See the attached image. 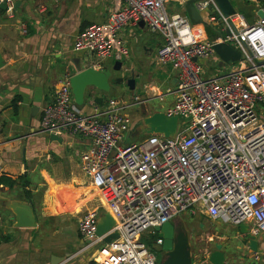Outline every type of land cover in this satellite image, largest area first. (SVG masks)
Returning <instances> with one entry per match:
<instances>
[{"label": "built area", "instance_id": "built-area-1", "mask_svg": "<svg viewBox=\"0 0 264 264\" xmlns=\"http://www.w3.org/2000/svg\"><path fill=\"white\" fill-rule=\"evenodd\" d=\"M0 2L13 17L17 0ZM173 2L184 11L193 4L202 23L219 21L224 35L198 39L194 27L201 24H192L186 13L168 12ZM254 13L257 20L249 23L235 7L232 14H224L214 0H122L105 22L91 23L75 36L73 48L93 55L91 66L99 68L107 58L128 57L119 31L142 21L162 38L156 63L170 65L178 80L174 103L164 111L177 116L172 137L153 133L124 143L132 125L128 105L116 99L103 105L92 101L86 112L74 102L69 76L57 83L51 102L42 109L43 131L88 140L79 155L80 168L106 196L114 220L107 233L97 236V210L78 219L85 240L81 250H92L97 264H156L157 253L148 239L160 246L163 239L154 228L184 212L235 227L245 223L253 235L264 231V115L255 110L264 107V3ZM215 43L239 52L237 66L203 77L201 61L213 56L221 65ZM110 233L118 236L105 242Z\"/></svg>", "mask_w": 264, "mask_h": 264}, {"label": "crops", "instance_id": "crops-1", "mask_svg": "<svg viewBox=\"0 0 264 264\" xmlns=\"http://www.w3.org/2000/svg\"><path fill=\"white\" fill-rule=\"evenodd\" d=\"M16 4L13 17L0 10V52L6 62L0 70V173L24 175L32 196H26L21 183L12 188L0 184V264H97L92 250H81L85 240L77 228L78 219L86 211L97 210L99 216L108 212L106 196L90 184L80 168L79 155L88 147V140L67 134L60 135V142L51 140V134L41 128V116L57 83L77 73L78 67L91 66L95 60L90 53L73 48L77 33L91 23L105 22L122 6V0H17ZM143 30L147 28L128 25L119 31V38L126 46L141 49L137 57L144 55L150 63H156L162 41L154 39L155 46L151 48L152 40L137 38ZM129 55L123 59L128 62L125 71L135 66ZM119 62L122 69L123 63ZM114 63L104 61L96 68L111 70L109 89L126 84L124 79L115 82L118 75L113 70ZM170 73L169 82L176 77L172 68ZM167 94L157 97L164 100ZM95 97L104 98L96 103ZM15 98L16 109L12 105ZM107 99V91L87 88L81 108L89 112L90 102L103 105ZM128 114L132 125L125 134L126 144L137 141L139 132V122ZM21 203L32 205L37 217L35 226H17L14 205ZM259 237L261 250L264 245L260 246ZM231 247L222 250L223 264H242L241 256L238 260L230 258L229 252H237ZM203 259L200 263L195 261L209 264L208 258ZM258 264H264V258Z\"/></svg>", "mask_w": 264, "mask_h": 264}, {"label": "water", "instance_id": "water-1", "mask_svg": "<svg viewBox=\"0 0 264 264\" xmlns=\"http://www.w3.org/2000/svg\"><path fill=\"white\" fill-rule=\"evenodd\" d=\"M196 0H192L194 2ZM224 14H232L234 7L230 0H214ZM18 6V4H16ZM0 10L6 11L7 5L4 2H0ZM186 13L192 24L202 23V19L197 11V8L193 4H189L186 7ZM260 17L263 16V11L259 10ZM141 26L144 23L140 22ZM215 53L220 58V64L224 65L229 62H234L239 59V52L228 45L227 43H215L213 44ZM6 65L2 54L0 52V70ZM121 63L116 61L113 65V70H119ZM79 71L69 77L71 92L76 105L83 107L85 95L87 94V88H96L102 91H108L110 88L111 70L107 68L96 69L92 66H87L84 69L77 68ZM123 81V78L119 77L115 79L118 83ZM127 87L135 92V80L131 75L125 80ZM171 87H175L178 84L176 77L172 78L169 82ZM91 93V92H90ZM103 97H95L94 102H101ZM142 123L145 125L147 134H163L165 137L174 136L177 128V116H167L164 111H156L151 115L143 118ZM51 140L61 141V137L51 133ZM67 201L72 203L71 198L67 195ZM16 212L17 226L32 227L37 224V217L33 210V207L29 203H21L14 205ZM68 206L65 205L64 209L67 210ZM114 224V220L111 215L106 212L99 216L96 224V235L102 236L107 233L111 226ZM239 235L242 237L241 243L246 245L251 251L256 252L258 250V235H253L248 232V225L240 223L236 227ZM155 231L158 232V237L162 238V249L165 251L164 255L160 258L157 264H198L194 260L191 254V247L187 238L184 236H178L175 234L174 222L168 221L161 226H156ZM117 233H110L103 237L105 242H109L111 239L117 237ZM225 260V253L221 250V244H216L215 250H213L208 256V262L210 264H223ZM53 264V262H51Z\"/></svg>", "mask_w": 264, "mask_h": 264}, {"label": "rangeland", "instance_id": "rangeland-1", "mask_svg": "<svg viewBox=\"0 0 264 264\" xmlns=\"http://www.w3.org/2000/svg\"><path fill=\"white\" fill-rule=\"evenodd\" d=\"M236 10L243 14L249 23H254L257 20V16L255 15L254 11L259 6V3H264V0H230ZM168 12H178L181 14L186 13L184 8L180 6L179 3L173 2L167 5ZM187 14V13H186ZM204 22V21H203ZM196 37L198 39H214L217 36H222L225 33L224 26L219 21L215 22V24L210 23H201V25H197L194 27ZM137 38L143 39L147 38L151 43V48L155 46V40L162 41L160 35L153 34L148 29L143 30L142 34L139 35ZM130 53L129 61L131 60L134 62L135 66H133L130 70H123L127 65V61L122 60L123 63L122 69L115 70L117 73V78L121 77L124 80L129 78L131 75L134 77L135 80V92H132L128 89L126 84L119 83L117 86H112L111 89L107 91V98L108 99H116L121 104H129L131 107L127 108L125 111L130 113L137 124V129L139 130L138 134L136 135L135 140H143L147 133H145L146 128L142 123L144 117L151 115L156 111H165L168 107L173 105L175 100V95L170 91L173 88L170 86L169 77H172L170 65H158L156 63H150L148 57L142 56L137 57V54L141 51L139 49H134L131 47L130 44L126 46ZM136 50V51H135ZM138 50V51H137ZM137 57V58H136ZM113 58H107L105 62L114 63ZM130 61V63H131ZM218 61L213 60V56H210L208 59L201 61V65L203 68V77H210L215 75H223L230 71H232L236 66V61L229 62L224 65H219ZM174 77V76H173ZM164 93H168L164 100H160L157 96L160 94L163 95ZM157 97V98H152ZM104 98V97H103ZM152 98V99H150ZM263 110H258L255 107L256 112L260 115H264V107ZM182 121H187V118L181 117ZM142 124V125H141ZM143 126V128H142ZM144 129V130H143ZM126 139V137H125ZM182 214V213H181ZM223 223V222H222ZM224 225H231L229 223H223ZM235 227V226H234ZM260 246L264 245V231L261 232L259 237ZM147 244L150 248L155 251L158 255L159 245L154 244L153 239L150 238L147 241ZM98 247V246H97ZM232 249H236L233 251H237L234 255L232 252H229L230 258H234L238 260V257L241 256L242 264H258V261L264 258V249L258 250V258L256 255L253 256V251L249 250L247 247L243 246L240 243H237L236 240H232ZM230 248V250H231ZM212 249L204 248L202 253L204 257L207 259L209 254L211 253ZM164 255V254H163ZM162 255V256H163ZM161 256V257H162ZM157 256L156 264L159 262L160 258ZM208 262V259H207ZM210 264V263H209Z\"/></svg>", "mask_w": 264, "mask_h": 264}, {"label": "flooded vegetation", "instance_id": "flooded-vegetation-1", "mask_svg": "<svg viewBox=\"0 0 264 264\" xmlns=\"http://www.w3.org/2000/svg\"><path fill=\"white\" fill-rule=\"evenodd\" d=\"M172 221L175 224V234L177 237L181 235L187 238L192 257L199 263L204 260L202 253L204 248H210L213 251L216 244H221V250H224L226 247L232 246V240L242 244V237H239L236 227L224 225L221 221L210 219L204 214L191 215L184 212L174 217ZM164 253L161 244L157 256L161 257Z\"/></svg>", "mask_w": 264, "mask_h": 264}, {"label": "trees", "instance_id": "trees-1", "mask_svg": "<svg viewBox=\"0 0 264 264\" xmlns=\"http://www.w3.org/2000/svg\"><path fill=\"white\" fill-rule=\"evenodd\" d=\"M17 100L18 98H15L12 105L14 107V109L17 108ZM22 184L25 194L27 197H31L32 196V192L31 190H29V181L27 180V178L24 175L18 176V177H13L8 175L7 173H0V184H3L5 186L8 187H14L17 184Z\"/></svg>", "mask_w": 264, "mask_h": 264}]
</instances>
